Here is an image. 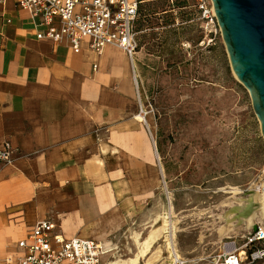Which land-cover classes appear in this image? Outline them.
I'll list each match as a JSON object with an SVG mask.
<instances>
[{
  "label": "crops",
  "instance_id": "obj_1",
  "mask_svg": "<svg viewBox=\"0 0 264 264\" xmlns=\"http://www.w3.org/2000/svg\"><path fill=\"white\" fill-rule=\"evenodd\" d=\"M43 29L16 1H0V147L15 148L12 163L0 162V256L11 244L22 253L18 241L43 219L108 249L150 197L154 144L132 105L128 54L97 53L90 39L75 52L39 40Z\"/></svg>",
  "mask_w": 264,
  "mask_h": 264
},
{
  "label": "rangeland",
  "instance_id": "obj_2",
  "mask_svg": "<svg viewBox=\"0 0 264 264\" xmlns=\"http://www.w3.org/2000/svg\"><path fill=\"white\" fill-rule=\"evenodd\" d=\"M195 2L142 4L134 62L127 57L137 74L132 105L154 144L153 162L144 172L150 197L99 264L128 262L154 235L140 264H170L176 256L187 264H216L224 241L243 247L253 231L248 223L239 232L226 233L224 226L226 214L240 206L234 198L251 189L263 196L261 124L248 89L231 67L218 19L182 8ZM98 62L103 68L104 57ZM141 167L146 166L139 162ZM233 191L241 194L234 197ZM258 212L256 224L264 221ZM12 250L11 244L3 255ZM255 264H264V258Z\"/></svg>",
  "mask_w": 264,
  "mask_h": 264
},
{
  "label": "built area",
  "instance_id": "obj_3",
  "mask_svg": "<svg viewBox=\"0 0 264 264\" xmlns=\"http://www.w3.org/2000/svg\"><path fill=\"white\" fill-rule=\"evenodd\" d=\"M14 1L44 27L37 33L39 40H66L75 52H79L82 41L90 39V47L97 53L114 45L134 59L138 47L137 22L144 0ZM182 8L188 12L193 10L202 19L212 22L217 19L212 0H196L193 5ZM14 152L12 144L5 141L0 147V162L12 163ZM256 225L257 229L250 233L243 247L233 240L224 241L216 264H244L246 259L247 264H255L264 258V221ZM250 245L251 248L247 250ZM17 247L22 253L7 254L0 259V264H99L106 251L105 245L97 239L65 238L57 232V225L51 219L39 220L18 241ZM170 264L187 263L176 256Z\"/></svg>",
  "mask_w": 264,
  "mask_h": 264
},
{
  "label": "water",
  "instance_id": "obj_4",
  "mask_svg": "<svg viewBox=\"0 0 264 264\" xmlns=\"http://www.w3.org/2000/svg\"><path fill=\"white\" fill-rule=\"evenodd\" d=\"M212 2L231 67L251 95L264 137V0Z\"/></svg>",
  "mask_w": 264,
  "mask_h": 264
},
{
  "label": "bare ground",
  "instance_id": "obj_5",
  "mask_svg": "<svg viewBox=\"0 0 264 264\" xmlns=\"http://www.w3.org/2000/svg\"><path fill=\"white\" fill-rule=\"evenodd\" d=\"M214 12H215V7H214ZM192 136H194V134H189L188 138L191 139ZM194 158L195 160H197V156H194ZM229 158H230L229 154H227V161L229 160ZM231 193L234 194V197L241 194V192L239 191H233ZM234 199L235 201H238L240 203V206L238 207L233 206L231 210L228 212V214H226L225 218H226L227 224L224 226L226 233L239 232L243 223H248L247 227L252 228L254 224L256 223V219L259 217L258 211L260 209L262 210L263 217H264V192H263V196L261 197V199L258 198V194L255 192V190H252V189L249 190L247 194H244L243 197H238ZM138 237L139 235L137 234V238ZM155 237L156 236L154 235L151 238H147L142 243L143 251L141 254H137L134 258H132L128 262H124L121 264H140L142 261V256L145 254L148 247L152 243L151 239L152 238L155 239ZM150 262L151 260L149 259L148 263Z\"/></svg>",
  "mask_w": 264,
  "mask_h": 264
}]
</instances>
